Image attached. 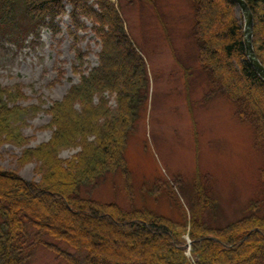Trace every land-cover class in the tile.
I'll list each match as a JSON object with an SVG mask.
<instances>
[{
  "label": "rangeland",
  "instance_id": "rangeland-1",
  "mask_svg": "<svg viewBox=\"0 0 264 264\" xmlns=\"http://www.w3.org/2000/svg\"><path fill=\"white\" fill-rule=\"evenodd\" d=\"M109 1L117 5L126 32L145 59V100L126 134L123 165L105 169L98 179L76 184V191H69L70 198L98 208L114 205L123 212L117 218L121 236V222H134L125 213L146 221L162 217L177 247L182 248L171 252L173 264H197L191 224L204 222L210 229L222 230L247 215L251 202L264 194V145L254 126L237 117L235 103L213 91L199 69L190 34V0H156V10L137 0ZM93 2L79 0L73 9L64 1L58 16L41 26L38 39L29 35L20 49L8 42L0 46V94L10 93L6 96L10 106L29 109L14 123L22 142L5 137L0 146V170L39 182L45 169H50L27 151L51 138L49 105L98 65L101 42L89 15L93 10L88 8L96 9ZM23 9V2H17L19 17L23 16L18 10ZM102 96L111 109L117 108L115 92L104 91ZM98 98L95 95L94 102ZM92 139L90 135L88 140ZM80 151L79 143L61 148L55 169L72 172L71 160ZM61 229L69 228L63 224ZM48 240L82 261L84 252ZM31 264L69 263L53 248L37 246Z\"/></svg>",
  "mask_w": 264,
  "mask_h": 264
},
{
  "label": "trees",
  "instance_id": "trees-1",
  "mask_svg": "<svg viewBox=\"0 0 264 264\" xmlns=\"http://www.w3.org/2000/svg\"><path fill=\"white\" fill-rule=\"evenodd\" d=\"M64 1H69L73 9L78 8L79 0H0V44L8 41L20 48L29 35L38 39L41 26L58 16ZM137 1L157 9L156 0ZM17 2L24 4L23 11L18 10L23 17H19ZM190 2L193 10L190 34L199 69L207 76L213 91L235 103L237 117L254 126L263 146L264 81L246 58L242 17L240 13L237 15L235 1ZM245 2L254 19L255 53L264 66V0ZM93 3L96 9L90 5L88 8L93 10L89 15L101 42L98 65L82 74L60 100L49 105L51 138L27 151L50 169H45L39 182L0 170V264H31L37 246L53 248L69 264H173L171 252L182 251L162 217L156 215L146 221L137 214L125 213L134 222H121V236L117 234V218L123 212L113 208L114 205L98 208L70 198L69 191H76V184L98 179L105 169L123 165L126 134L145 100L147 86L145 59L126 32L117 5L109 0ZM210 21L212 25L208 24ZM104 91L116 93L115 110L102 96ZM95 95H99L96 102ZM6 96L11 95L8 92ZM6 96L0 94V146L7 140L5 137L13 143L22 142L14 123L29 110L10 106ZM77 143L81 151L71 160L72 172L62 167L55 169V164L60 163L56 158L58 151ZM262 170L264 174V166ZM247 212L222 230L210 229L204 222L191 224L195 229L190 239L197 247L193 249L197 264L264 261V194L251 202ZM76 216L81 219H77L74 227ZM63 224L69 229L62 230ZM109 234L116 238L111 239ZM48 239L84 252L82 261L75 254L54 247Z\"/></svg>",
  "mask_w": 264,
  "mask_h": 264
},
{
  "label": "water",
  "instance_id": "water-1",
  "mask_svg": "<svg viewBox=\"0 0 264 264\" xmlns=\"http://www.w3.org/2000/svg\"><path fill=\"white\" fill-rule=\"evenodd\" d=\"M243 18V44L247 60L264 81V66L260 63L253 48V15L244 0H234Z\"/></svg>",
  "mask_w": 264,
  "mask_h": 264
}]
</instances>
